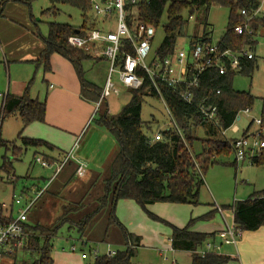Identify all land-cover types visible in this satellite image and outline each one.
I'll list each match as a JSON object with an SVG mask.
<instances>
[{
	"label": "trees",
	"instance_id": "trees-1",
	"mask_svg": "<svg viewBox=\"0 0 264 264\" xmlns=\"http://www.w3.org/2000/svg\"><path fill=\"white\" fill-rule=\"evenodd\" d=\"M15 2L30 5L32 0H1L0 20L4 18V12L8 5ZM50 3L51 7L43 11V16L57 17L60 12L59 6L65 5L73 7L83 14V24L81 27H73L56 22L48 23V36L41 37L45 48L33 64L37 67H43L44 71L48 72L51 70V57L53 55L58 54L66 58L73 64L80 78L82 99L96 104L100 99L102 89L86 81L83 72V62L91 57L70 47L67 43L70 36L84 35L94 27L92 23L89 25L88 21V14L91 11L90 1L50 0ZM213 6L224 7L230 11L228 26L219 42V47L222 50L240 51L248 48L254 51L258 45L260 30H264V19L254 17V13L261 7L259 0H183L173 2H169V0H140L138 10L140 21L147 27H154L158 31L167 9V22L163 26L165 36L163 42L159 45V54L165 57L175 51L179 39L186 36L187 21L183 14L188 12V15L192 18L195 12L204 10L207 16L208 11ZM244 10L247 11V16L241 15V11ZM251 17L252 19H250ZM205 25L204 27H207V17ZM237 26L244 27V34L238 35L235 32ZM192 38V41H197L199 37L194 36ZM255 63L254 60L243 63L242 75L251 77L256 66ZM234 78L235 75L233 74L220 76L216 71L205 73L201 86L202 97L207 95L214 97L219 109L221 126L216 128L208 125V135L211 137L200 140L202 150L198 154L194 153L195 137L193 136L192 127L189 125V120L191 116L195 115L196 109L194 106L181 101L172 89L166 88L164 93L175 118L186 133V143L176 131L165 132L163 139L160 141L153 142L151 140L149 135L153 132L152 126L155 122H144L141 119L144 97L149 95L157 100L153 86L148 80L142 89L133 90L129 103L122 108L118 115H110L108 109L101 115L97 112L95 117L99 115L100 118L96 122L106 128L115 137L119 145V150L111 161L107 178L100 183L101 177L97 176L95 184L86 191L88 193L101 184L103 195L96 200L97 205H94L92 210H88V205L78 200L70 202L58 214L54 222H46L45 219H43V223L42 220L33 222V225L29 226L33 237L29 241L28 247L13 258L12 263L53 264L54 238L59 235L64 227H67L70 231H76L78 238L85 239L88 244H98V242L86 239L85 235L88 234L90 225L97 214L111 206L105 237L100 242L108 243L107 240L112 238L110 233L116 230L119 232L120 240L125 245V249L118 250L113 257L108 255L98 256L92 264H134L133 259L137 256L141 238L130 233L118 220L116 216L118 202L121 200L134 201L151 219L161 222L164 221L150 213L148 206L158 203L194 206L200 204L201 188L205 185L204 176L207 170L216 164H223V159L233 155L230 143L221 138V131L229 129L239 113L250 109L255 102V98L251 93L234 90ZM31 85L32 82L19 96L12 94L5 96L1 109V122L12 116L19 118L23 128H27L36 122H45L47 102L31 97ZM218 90L221 92L219 95L216 94ZM194 119L195 122L201 123L197 118ZM261 120L264 122V99ZM18 138L25 148L49 146L43 140L22 138V134ZM0 146L12 149L16 158L22 153V149L17 147L14 142L9 143L0 140ZM48 161L54 163V161ZM263 161H260L257 165L264 164ZM71 163L69 162V164ZM11 169V163H7V160H5L0 167V172L4 171L10 176L12 175ZM74 177L73 173L71 179H74ZM10 183L14 185L15 190L18 178L14 174L10 176ZM32 190L36 194L42 188L34 186ZM15 199L14 196V203ZM224 208L234 211L235 224L242 232L257 231L264 226V190L254 194L247 201L237 202L231 207ZM214 211L217 212V210ZM213 214L214 212L191 221L183 229L170 225L172 228V248L177 251L193 252L201 247L207 240L208 235L193 232L191 227L200 220L211 218ZM0 218L11 220V217H4L1 204ZM111 229L113 230L111 231ZM19 256L21 258H18ZM230 261L229 257L219 254H210L205 258L194 255L192 264H228Z\"/></svg>",
	"mask_w": 264,
	"mask_h": 264
},
{
	"label": "rangeland",
	"instance_id": "rangeland-1",
	"mask_svg": "<svg viewBox=\"0 0 264 264\" xmlns=\"http://www.w3.org/2000/svg\"><path fill=\"white\" fill-rule=\"evenodd\" d=\"M173 1L183 0H169V2ZM50 7V0H32L30 5L21 2L10 3L4 13L6 17H4L0 22V31L5 37H7L13 33L11 27H14L16 29L18 28L21 34H24V31L28 30L33 35V37H35L36 42L40 44L42 42L41 37L48 36V23L56 22L58 24H66L73 27L82 26L84 17L79 10L64 5L59 6L58 9L60 12L57 17L43 16V11ZM88 16H90V13L88 14ZM229 16V9L220 6H213L208 11L207 16L204 10L195 12L192 18H190L188 12H185L183 14V17L187 21V33L185 37L179 39L177 46L181 48H187L188 45L186 43L188 42V40L203 32L200 30H202V28L206 26V17L208 25L207 30L212 33L211 37L213 39V43L218 44L226 32L229 22ZM257 17H261L264 19V2L260 7V13L257 15ZM166 22L167 9L162 17V25L157 31V35L155 38L156 47L161 45L164 40L165 34L163 26ZM258 38L259 43L255 50V55L258 62L257 70L254 72L252 77H236L233 83V87L235 90L239 92H251L255 97V103L251 107V111L248 115L249 117L246 118L244 117V115H242L244 118L243 122L241 124L237 123V126L242 130L245 129V127L251 120H257L261 117V99L264 98V30L263 34H259ZM23 41L24 42L21 44L22 47L27 48L28 46H30L29 40ZM26 53L27 52L24 51L23 55ZM5 54V50L4 48H2V53H0V94L2 96L6 94L8 88L10 90V94H14L16 90H21V86L24 85V83H30L31 81V88L34 92L37 90H41V86L45 88V85L41 78L44 69L37 67L35 64L26 62L32 58H29L31 54H27L25 57L26 59L9 60L10 63L8 65H6L4 61ZM110 67V62L106 59H88L83 62L84 77L87 81L93 82L96 86L103 88L110 74ZM113 79L120 89V94H113L106 102H104L100 110L98 111L99 115H101L106 110V108L109 109L110 115H118L121 112L122 108L129 103L132 97V90L124 88L120 84L116 75H114ZM2 96L0 97V137L4 142L12 143L13 141L15 144L16 142H18L16 146L22 149V153L17 156V161H14V158L16 157H14L13 150L6 149L4 146H0V167L3 165L4 161L7 160V163H11L12 174H15V176L18 178V184L16 185L14 190V185L10 183V176L4 171L0 172V203H6L8 204V206H11L14 196H21L25 189L31 190L34 188V186L43 187L44 184L42 178L53 179L55 183L59 181L61 178V171L56 174V167L54 168V171H52L50 169H43L39 164L36 163V158H43V156H52L53 152L52 150L47 148H25L18 138L22 124L17 116H12L1 122V109L3 104ZM99 115L97 117H94L96 120L94 122L92 121L91 123L93 127H99L96 124V121H98L100 118ZM153 118L156 121V123L152 126L153 132H156L159 129L164 130L168 122V115L165 107L160 101L147 95L144 97L142 102L141 119L144 122H149L152 121ZM105 129L100 128L101 131ZM104 133L106 135L109 134L107 131ZM196 134L197 137H205L203 130H197ZM229 136L233 135L229 134ZM201 150V143L196 141L194 144V153H201ZM117 151L114 155L117 154ZM234 160V157H232L229 161H226V163L216 164L214 166H211L207 170L204 176L205 185L201 190L200 206L192 207L189 205L157 204L155 207H157L156 209H158L161 214V217H159L168 223L172 222L171 219H180L184 217V215L185 219L187 217H194L195 219V217L198 216L200 212H205L207 210L208 205L217 203L218 206H232L237 201L248 200L255 192H261L264 188V166L255 167L250 164H244L237 171L236 167L233 166ZM109 167L110 165H108L107 169L100 170L99 172L101 173L95 174L93 177H91V179L85 178L84 180H81L79 177L75 176L74 179H72L68 184V186L62 191L60 189L61 187L58 189V184L54 189L50 190L51 192L54 190L56 191V193L53 195L48 191L44 192L36 201L35 205L29 213L31 221L35 222L37 220H42L43 223V219H45L46 222H54L57 219L58 214L63 211V209L68 206L70 202H75L78 200L80 202L83 201L84 204L88 205V210H92L93 206L97 205L96 200L103 195L101 184L91 189L88 193H86V191L90 186H93L95 184L94 182L97 176L101 177L99 180L100 183L103 179L107 178L109 174ZM67 169L68 168L66 167L64 171H66ZM110 210L111 206L101 210L97 214V217L90 225L87 236L90 235L92 238H101L102 236H105ZM225 211L230 214V210ZM119 212L121 216H123L121 213L122 208H120ZM146 219H149L152 224L149 228L142 229V231H145L144 236L146 237V247L140 248L138 250V254L134 259V262L137 264H155L160 260L157 251L162 250L161 247H158V250L152 249L150 247V237L154 235L153 230H156V233L158 234L157 237L163 243H169V225H167L166 223H160L161 221L156 222L150 219L147 215ZM123 220H126L127 223L125 224H130L129 226H131V228L139 227L135 219L131 215H124ZM113 229H111V231ZM61 231L62 232L58 235L59 239L61 240L65 239L66 235L68 236V238L69 236L75 238L77 235L74 232H71L69 234L66 227H64ZM110 235L113 237H119V232L113 230ZM66 241L68 243L72 242L70 239H66ZM61 246L62 242L55 239V249L53 255L56 251H60L59 247L61 248ZM91 249L94 252L98 251V256H104L108 253V246L106 244L93 245ZM68 257L73 258L74 261L67 264H92L95 260L94 254H91L89 256L90 259L87 261H82L80 258L71 255H68ZM18 258H21V256H19ZM165 258H168V260H170L171 255L169 254L168 256L167 254ZM65 259L68 261L67 257ZM165 261L167 260L165 259ZM0 264L13 263L12 261H6ZM55 264H63V261L61 260V258H57Z\"/></svg>",
	"mask_w": 264,
	"mask_h": 264
},
{
	"label": "built area",
	"instance_id": "built-area-1",
	"mask_svg": "<svg viewBox=\"0 0 264 264\" xmlns=\"http://www.w3.org/2000/svg\"><path fill=\"white\" fill-rule=\"evenodd\" d=\"M89 1L96 27L84 35L70 36L67 43L70 47L88 55L106 59L111 65L110 74L102 89L100 99L96 103V111L92 119L104 102L113 94H120V89L113 79L116 75L120 84L132 91L142 89L148 80L153 86L157 100L164 105L168 123L164 130L159 129L153 134L151 137L153 142L162 140L164 133L171 131H176L186 142V133L175 118L164 93L166 88L172 89L184 103L195 107V117L199 122L216 128L221 126L219 109L214 97L212 95L202 97L201 86L205 73L216 71L220 76L238 73L242 69L244 59L251 61L255 59L253 52L247 49L222 50L202 36L197 41L187 42V48L175 49L171 54L163 57L159 54V47H155L156 29L147 27L140 21L138 10L140 0ZM259 1L261 4L264 2V0ZM259 13L260 8L254 13V17H257ZM241 15L247 16V11H241ZM244 31L242 26L235 28L238 35L244 34ZM220 93V90L216 92L217 95ZM244 113L248 115L250 110L247 109ZM254 124L257 126L255 132L236 139L228 138L229 130L221 131V136L230 143L238 165L244 163L254 165L264 158V122L258 119ZM77 145L76 143L75 148ZM69 162L76 163L77 177L86 176L87 164L76 160L73 151L66 155L62 163L56 165L40 157L36 158V163L43 168L56 167V174L62 171ZM44 191L45 189H42L36 193L35 197L26 204L20 197H17L15 203L20 205L17 216L11 217V220L0 218V263L11 261L28 247L33 237L29 229V213ZM216 210L223 216L222 207L217 206ZM241 233L242 231L233 224L226 226L220 236L225 244L236 245ZM107 246L106 255L115 256L117 251L112 248L111 244ZM214 247L209 245L207 253L219 248ZM89 249L91 245L85 239L78 238L71 246V251H79L85 260L90 254H94L97 258L98 251L94 252ZM201 255H206V253L202 252Z\"/></svg>",
	"mask_w": 264,
	"mask_h": 264
},
{
	"label": "crops",
	"instance_id": "crops-1",
	"mask_svg": "<svg viewBox=\"0 0 264 264\" xmlns=\"http://www.w3.org/2000/svg\"><path fill=\"white\" fill-rule=\"evenodd\" d=\"M4 17L6 16L4 15ZM89 20H88L89 25L92 23L94 25L92 29H94L97 24L94 22L95 19H94V15L92 11H90ZM1 21L2 19L0 20V22ZM11 30L13 33L7 37H5L0 31V53H2V48H4L5 53H6L4 56L5 64L8 65L10 63L9 60L26 59L25 57L27 54H31L29 58L31 57L32 58L26 62L33 64V62L36 61L40 57L41 53L43 52L45 48L44 44L42 42L38 44L36 42L35 37H33V35L28 30L24 31V34H21L18 28L16 29L14 27H11ZM200 31H203V32L201 34H197L196 37H202V36L206 37L208 40H210L213 43V39L211 37L212 33L207 30V27H203L202 30ZM261 33L263 34V30L260 31V34ZM192 39L193 38L189 39L188 42L191 41ZM23 40L25 41L29 40L30 46H28L27 48L22 47L21 44L24 42ZM215 45L219 46V43ZM178 48H181V47L177 46L176 49ZM247 50L254 53V56H255L254 61L256 62L255 63L256 66L254 68V72H255L258 68L257 57L255 55L256 49L252 51L247 48ZM24 51L27 53L23 55ZM89 56L91 57L90 59H94V60L103 59V58H96L91 55ZM248 61L250 60L244 59L243 63H246ZM40 68H43V67H40ZM242 68H243V65H242ZM242 71L243 70L241 69L240 72L233 73V75H235V78L238 76H244L242 75ZM41 78L45 85V88L41 86V90H37L35 92L33 91L32 88H30V95L33 99H38L39 101H42V102L44 99V101L47 102V112H46L45 122L44 123L36 122V123L29 125L27 128L21 127L19 135L22 134V138L39 139V140H43L46 143H48L49 146H41L35 149L47 148V149L52 150L53 152L52 156H43L42 159H45V160L48 159L50 161H54L53 165L62 163L63 160L66 158V155L69 154L71 151H73V156L76 160L87 164L86 176L80 179L81 180H84L85 178L91 179V177H93L95 174H100L101 173L99 172L100 170L107 169L108 165H110L112 159L115 156L114 154L116 153L117 150H119L118 142L115 139V137L113 135H110V132L106 130L102 125L96 123L100 128L102 129L104 128L109 133V134L107 133L108 135L104 133L106 132L105 130H103L104 131L103 132L100 130L99 127L92 126L91 123L92 121L94 122V119H95V118L92 119V117L94 116L97 105L87 102L82 99L81 81H80V78L73 64L70 61H68L66 58H63L62 56L58 54L53 55L51 57V70L48 72L43 70V75ZM27 83L28 82L24 83V85L21 86V90H16L14 94L12 93L11 94L17 95V96L23 94L24 90L27 88L29 84ZM90 83L94 84L93 82H90ZM103 88H100V89H103ZM7 94H10L9 88L7 89V92L5 95L2 96L0 94V97L1 96L3 97V101ZM263 99L264 98L261 99L262 105H263ZM249 110L251 111V108ZM242 115H244V117L246 118L249 117L248 116L249 114L246 115L244 111H241L239 113L234 124L229 129H227L229 130L227 132V136L229 139H236V138L243 137L245 135H250L253 132H255V130L257 129V126L254 124L255 120H251L244 130L240 129L237 126V123L241 124L243 122L244 118ZM194 118H196L195 115L191 116V119L189 120L190 122L189 125H191L193 134H194L193 136L195 137L194 143L196 141L200 143L201 139H207L211 137L208 135V131H209L208 125L210 124L205 125L203 123H198L197 121L195 122ZM153 121L156 123L154 118L152 121H149V122H153ZM197 130H203L205 137L204 138L197 137V134H196ZM154 133L155 132H152V134L149 136L152 137ZM229 134L230 135L232 134L233 136H229ZM221 138L224 139L222 136ZM0 140L2 141L1 137H0ZM76 143L78 145L75 148ZM16 144H18V142H16ZM232 157H234L235 159L234 153L232 156H229V158H225L223 160V163H226V161H229ZM262 160L264 159H261L260 161ZM14 161H17V158H14ZM244 164H247V163H244ZM244 164L238 165L236 160H234L233 166H235L236 170L238 171V169L242 167ZM252 166L262 167L264 166V164L262 165L254 164ZM66 167L68 169L64 171ZM66 167H64L63 171L60 172L61 178L56 183L54 182L53 179L42 178L44 186L41 188L45 189L44 192L48 191L51 193L50 190L54 189L58 184H59L58 189L61 187L60 188L61 191L64 189L63 188L64 186L65 187L68 186L69 181L72 180L71 176L73 175V173H74V176H76L75 174L76 163L72 162ZM43 169H47V168H43ZM50 170L54 171V168L52 167L50 168ZM204 181H205V178H204ZM203 187L201 188V190L203 189ZM55 193H56L55 190L52 191V195ZM257 193L255 192L254 194H257ZM254 194H252L251 197ZM200 196H201V193H200ZM19 197L22 199L23 203L26 204L29 200L35 197V192L32 189L31 190L26 189L24 190V194ZM13 200H12L11 206H8V204L6 203H3V204L0 203L3 206L4 217L8 218V217L17 216V212L20 208V205H17L16 203H14ZM244 201H247V200H244ZM237 202H242V201H237ZM158 204H166V203H158ZM156 205L157 204L148 206V211L152 213L153 215L157 216L158 218H160L161 214L158 211V209H156L157 208L155 207ZM173 205H187L188 206V204H173ZM200 205H201V202L198 206ZM189 206L197 207L194 205H189ZM217 206H218L217 203L208 205L207 210L205 212H200L198 216L195 217V219L194 217H191V218L187 217L185 219V215H184V217L180 219H174V218L171 219L172 220L171 223H168L161 218L160 219L163 220L164 222L154 220L156 222L166 223L170 227L169 243H165V242L163 243L157 237L158 234L156 233V230H153L154 235L150 237V240H151L150 247L156 250H158V247H161L162 249V250L157 251L160 257V260L157 261L155 264H192L194 255H197L201 258H205L207 255H210V254H219V255L229 257L231 261L228 264H264V226L257 231L242 232L241 236L238 238L236 245L225 244L220 234L225 230L226 226L233 225V224L236 225L234 221V211L231 209H228L230 210V214H228V212L225 211L227 209H225L224 207H231V206H221L220 205L219 207H222L224 210V214L222 216L218 211L217 212L214 211L216 210ZM120 208H122L121 213L123 216H121L119 212ZM212 212H214V214L211 218L200 220L191 227V230L193 232L208 235L207 240L203 243L201 247H198L193 252L177 251L172 248L171 246L172 228L170 225L177 227L179 229H183L187 227L191 221L200 219L201 217L208 215ZM145 214L146 213L141 209V207L131 200H121L118 202L117 207H116V216L118 220L126 227V229L130 233L141 238V243H140V247L138 248V250L140 248L146 247L145 245L146 237L144 236L145 231H142V229L149 228L152 224L151 221H149V219H146L147 214L146 215ZM124 215L126 216L131 215L135 219L139 227L136 226L137 228H131V226H129L130 224H125L127 222L126 220H123ZM120 219L123 220L124 222L121 221ZM32 225H33V221H31L30 214H29V226H32ZM61 232L62 231H60V233ZM67 232L69 234L71 232H74L77 234L76 231L74 230L70 231L68 228H67ZM87 235H85L86 239H88L89 241L98 242L99 245L100 244H106V245L111 244L112 248L116 251L125 249V245L121 242L120 237L112 236L111 239L107 240L108 243L107 242L101 243L100 241H103L105 236H102L101 238H92L90 235L89 236ZM55 239L62 242V246L61 248L59 247L60 251L55 252L54 254L55 260H54V255H53L55 248L53 247V252H52V258L54 261L53 264H55V262L57 261V258H61V260L63 261V264L72 263L74 259L68 257V255L80 258L82 261H87L90 259L89 256L91 254L88 255V259L85 260L82 258V253H80L79 251L78 252L71 251V246L75 243L76 239H78V235H76L75 238H72L71 236H69L68 238V236L66 235V238L63 239L65 241L59 239L58 236L55 237L54 240ZM66 239L67 240L70 239L72 242L68 243ZM93 245H97V244L95 243L91 244V248ZM209 245L213 247L218 246L219 248L217 250L211 251L210 253H207ZM213 249H215V247ZM89 250L91 251V249ZM202 252H205L206 255H201ZM166 253L168 254V256L169 254L171 255L170 260H168V258H165V256L167 255ZM66 257L68 258V261L65 259ZM134 259H133V263L137 264L134 262ZM165 259L167 261H165Z\"/></svg>",
	"mask_w": 264,
	"mask_h": 264
},
{
	"label": "water",
	"instance_id": "water-1",
	"mask_svg": "<svg viewBox=\"0 0 264 264\" xmlns=\"http://www.w3.org/2000/svg\"><path fill=\"white\" fill-rule=\"evenodd\" d=\"M77 33H79V31H77Z\"/></svg>",
	"mask_w": 264,
	"mask_h": 264
}]
</instances>
